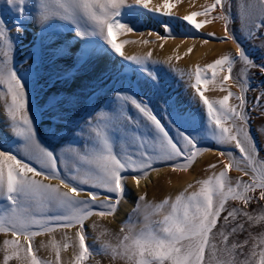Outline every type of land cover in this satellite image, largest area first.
Instances as JSON below:
<instances>
[{
  "label": "snow or ice",
  "instance_id": "1",
  "mask_svg": "<svg viewBox=\"0 0 264 264\" xmlns=\"http://www.w3.org/2000/svg\"><path fill=\"white\" fill-rule=\"evenodd\" d=\"M9 3L16 4L21 16L26 4H30L29 22L39 24L43 33L58 34L60 25L56 22L63 21L64 26L75 31L74 39L99 38L96 48L89 47L92 42L84 41L72 68L65 72L67 80L102 55H118L136 66L133 71L146 74L154 89L160 91L162 82L149 65L170 64L173 57L153 60L151 51L125 55L127 44L147 45L152 41H119L120 36L137 31L135 19L141 14L169 18L161 20L167 36L148 33L165 41L172 37L171 19L182 20L197 32L220 20L224 36L216 37L214 32L207 36L223 43L230 41L236 50L187 73V85L195 90L193 100L202 106L199 121L194 113L181 110L169 100H164L162 106L165 120L147 100L122 88L113 90L115 108L109 106V112L98 105L92 119L83 118V124L73 122V140L60 147L46 141V134H38L41 117L47 114L41 111L44 102L37 97L32 106L29 85L42 79L41 53L34 51L33 64L23 71L18 69L14 40L0 19V122L12 134L13 144L10 149H0V200L6 201L0 204V233L9 237L0 242L3 264L11 260L17 264H61V252L68 249L73 252V264H87L90 258L105 254L124 264H264V158L259 155L251 131L254 115L264 120V84L251 102L248 97L252 88L250 71L258 69L264 76V57L256 63L231 27L235 7L246 38L254 40L260 34V48L264 49V0H236L235 5L233 0H213L183 17L173 11L181 0ZM200 16L205 19L198 21ZM15 27L19 32L22 25ZM208 42L207 38L203 40L204 44ZM70 47L71 42L66 41L58 54L67 55ZM192 51V47L188 48L186 55ZM237 64L241 68L234 72ZM172 70L179 72L175 67ZM209 85L219 86L227 94L210 99L205 94ZM232 85L239 92H233ZM57 103L52 101L51 108ZM129 107L136 110V116L129 114ZM60 119L52 115L48 134L53 138L60 134ZM178 124L187 127L182 129ZM205 131L221 146L218 155L222 158L208 168L219 166L220 170L187 184L174 198L169 195L159 203L149 202L144 192L115 235L116 243L103 239L111 233L101 221L107 217L116 219L126 198L129 174L135 173L132 178L139 188L150 173L159 175L157 165H167L173 172L188 171L199 154L210 150L200 144ZM232 170L242 175L232 177ZM89 228L97 233L95 242L99 247L87 243ZM58 230L60 240L56 239ZM41 235H47L49 241L37 245L35 238ZM41 248L50 249L55 259L38 256Z\"/></svg>",
  "mask_w": 264,
  "mask_h": 264
},
{
  "label": "bare ground",
  "instance_id": "2",
  "mask_svg": "<svg viewBox=\"0 0 264 264\" xmlns=\"http://www.w3.org/2000/svg\"><path fill=\"white\" fill-rule=\"evenodd\" d=\"M5 2L6 0L0 1V17L2 16V10L5 6ZM212 2L213 0H181V3L176 5L173 11L176 13V15L183 17L192 11L201 10V6H206ZM235 3L236 0H233L234 5ZM9 6H13L15 9L13 15L14 23L16 22V24L19 23L22 25L19 32L17 30L13 34L14 41L18 48L16 51V57L14 58L15 66L23 71L33 64L32 53L34 51H38L40 48L44 52V56L42 58L43 69L41 71L42 79H40L39 83L37 84L38 86L34 87L33 92L36 96L43 94L44 105H48L49 103L51 104L52 101L62 102V106L59 107V110L55 111V114L61 117V119L57 122V126L61 129V131L60 134L55 138L48 134L52 123L53 114L52 111H49L48 113V111L45 110L47 114L45 115L44 119L41 120V128L38 130V134H41V136L46 134L44 135V139H46V141L52 144H58L60 147H64L65 144L73 140L74 133L70 131V129L74 127L73 122H79L83 124V118L92 119L93 116L96 115L98 105L100 108H104L109 112L111 111L109 106H111V108H115L116 105L113 103V90L122 88L135 93L138 98L148 100L153 108V111L162 117V106L164 100H169L181 110L194 113L197 121H199L202 106L193 100L195 90L188 87L187 85V73L194 70L197 65L201 66L203 62L210 60L213 53L219 58L222 54H225L226 49L230 48V50H235L233 43H229L227 46H216L210 42V44H204L203 40L195 39L194 37L199 32L187 27L182 20H180V22L184 23L185 27L189 29V32L191 33L192 31L194 34L192 33V35L188 36L182 34L183 36H179L180 33H178V30L175 27H173V24L177 22L176 19L170 20V24L172 26V37H169L166 41L157 40L156 36H149L148 33L155 31V33H158L159 35L167 36V33L161 26V21L156 20L155 16L150 14H146V17L140 18L142 16L141 14L135 19V22L137 19L138 21L141 19L144 21L142 28V33H144V35L141 36L136 31L122 35L121 38H119V41H152V43L147 45H144L143 43L127 44L123 49L125 55H144L151 51L153 54V60L167 61L169 57H173L170 64L161 63L149 65V69L155 72L157 78L162 82V89L160 91L154 89L151 80L146 76V74H141L139 85L137 82L134 85H130L131 82L129 80L131 79H129V77L134 72L132 69H134L136 66L130 65L129 62L124 61L123 58L119 57L118 55H102L101 58L94 60L81 69L72 80L66 79L63 85V90L50 91V89H47L49 86L48 82L50 83L57 78H65V72L72 68L73 64L75 63L76 56L79 54L80 49L84 46V41L92 42L89 44V47L96 48L98 45L95 43V41H97L99 38L88 36L74 39V37H76L75 31L70 30V27L64 26L66 22L63 21L56 22L60 25L56 31H60L61 33L56 35L43 33L44 35H41V37H44L40 38L39 33L42 32L41 26L35 22H29L30 14L27 11V8L31 5L26 4V11L23 16L18 14L16 4L9 3ZM156 17L169 20L167 17ZM232 17L233 23L231 27L238 37L239 42L241 43L243 41V44L246 33L242 26V21L237 15L235 7H233ZM196 19L198 21H203L205 17L200 16ZM147 27H150L152 30H146ZM208 30L219 34V36L224 35V23L220 20H215L212 23L206 24V26L203 28V32ZM62 33H64V36L61 37L60 34ZM47 37H49V40L51 38H55V41H49L51 46L43 47ZM66 41L71 42V47L66 50L68 54L59 55L58 50L62 45L65 44ZM161 44H163V48L160 47ZM190 47L193 48V51L186 55L187 50ZM176 56H180L181 59L177 61L175 59ZM173 67L179 69V72L173 71ZM125 70H128V72H125ZM138 76L139 72L135 74L134 78L132 77V81L134 82L135 78ZM192 82L194 83V80ZM208 92H206V95L210 99L222 98L227 94L226 92L221 91L219 86L213 87V85ZM230 103H233L232 99L230 100ZM63 106L67 107V109H63ZM128 112L130 115H137L134 108L129 107ZM89 113H92V115L90 116ZM163 118L165 120L167 119L166 117ZM64 125H67V127L65 128ZM177 126L181 127L182 129L187 127L185 124H178ZM255 128L256 133H258L257 138L260 139L259 142L261 141V144L264 145V135H261V130H264V120H261L260 124L257 122ZM76 132H79L78 128L76 129ZM11 137L12 134L10 131L4 126L2 122H0V149H10L13 147L10 139ZM206 137L211 138L205 131L201 136V139ZM262 148H264V146H262ZM66 155H70V153H66ZM216 156H218V154ZM216 156L212 153L205 154L203 157L198 158L192 167L186 172H173L170 170L161 169L159 175H157L156 172H152L150 173L147 180H141V185L139 188L136 187L134 179L132 178L135 173H130L127 183L128 191L126 198L121 202V205L118 208L116 219L113 220L111 217H107L101 221V224L111 233V235L106 236L103 239L108 240L113 244L116 243L114 237L117 233H119L122 223L128 219L129 215L136 207L139 195L147 192V200L152 203H159L169 195L174 198L175 195L184 190L187 184H195L198 179H203L208 175H211L213 169L210 171L209 168H202L203 162L207 161L219 164V161L222 158H218ZM209 164L207 163L206 165ZM218 170H220L219 166L217 167L216 172H218ZM52 182L56 183V181ZM4 203H6V201L0 200V204ZM93 219L96 218L94 217ZM88 233V243L90 242V245L95 244L96 247H99V244L95 242L97 233H93L90 228L88 229ZM5 238L9 237L0 234V242H2ZM56 239H61L59 230L56 233ZM42 241L47 243L49 241V237L47 235L44 237L39 236L35 240L37 245H39ZM39 254L44 259H55L50 249L41 248ZM3 256L4 253L2 250H0V264H3ZM97 262H99V264H124V262L120 259H113L110 254L95 256L94 264H97ZM9 264H17V262L15 260H11L9 261ZM61 264H73V252L71 249L61 252Z\"/></svg>",
  "mask_w": 264,
  "mask_h": 264
},
{
  "label": "rangeland",
  "instance_id": "3",
  "mask_svg": "<svg viewBox=\"0 0 264 264\" xmlns=\"http://www.w3.org/2000/svg\"><path fill=\"white\" fill-rule=\"evenodd\" d=\"M1 1V0H0ZM6 11H7V13H6ZM14 11H15V9H14V7L12 6V7H10L9 6V0H6V2H5V6L3 7V10H2V16L0 17V19H2V20H4V23H5V26H6V28H7V30L9 31V33H10V36L13 38V40H14V36H13V34H14V32H16L17 31V28L15 27V25H16V22L14 23V19H13V15H14ZM151 15V14H150ZM147 15L146 14H142V16L140 17V18H144V17H146ZM178 17H182V16H180V15H177ZM155 18H156V20H159V21H161L162 20V18H157L156 16H155ZM164 20V19H163ZM17 21V20H16ZM177 22L175 23V24H173V27H175L177 30H178V33H180L179 34V36L180 35H185V36H188V35H192V31H191V33L189 32V29L188 28H186L185 27V25H184V23H182V22H180V20H176ZM18 24V23H17ZM135 25H136V29H137V33H142L143 32V25H144V21L141 19L140 21H138V19H137V21L135 22ZM146 30H152L150 27H147L146 28ZM153 32H155V31H153ZM210 32H213V31H211V30H208V31H205V32H203V29L202 30H200L199 31V33H197V35L194 37L195 39H199V40H204V39H208V41L210 42V43H212L213 45H216V46H220V45H224V46H227L229 43H232V42H227V43H223V42H221L219 39H215V38H211V37H208L207 36V33H210ZM57 33H61L60 31L59 32H57ZM40 35H39V37L40 38H43V37H41V35H44L43 34V32H41V33H39ZM194 34V33H193ZM216 34V33H215ZM61 35V37L62 36H64V33H62V34H60ZM59 35V36H60ZM182 35V36H183ZM259 35L260 34H258V38L257 39H248V38H246V36H245V40H244V45L242 44V42H241V44L243 45V47L246 49V51L250 54V57L252 58V59H254L255 61H256V63H260L261 62V57H264V49H262V48H260V44L262 43V40L259 38ZM194 36V35H193ZM192 36V37H193ZM224 35H221V36H219V34H216V37H220V38H222ZM49 37H47L46 39H45V42H44V44H43V47H47V46H51V44L49 43V41H55V38H51L50 40L48 39ZM119 38H121V36L119 37ZM246 39H247V41H246ZM208 42V43H209ZM209 43V44H210ZM259 43V44H258ZM17 44L15 43V41H14V46H15V53H14V58L16 57V51H17V46H16ZM234 47H235V50H236V45L234 44ZM228 48V47H227ZM235 50H230V48H228V49H226L225 50V54H227V53H229V52H235ZM38 51L41 53V56H42V58H43V56H44V52H43V50H41L40 48L38 49ZM222 55H224V54H222ZM212 57L210 58V60H208V61H206V62H203V64L201 65V67H203V66H205V65H207V64H209V63H211V62H213L215 59H217L218 57H216V55H214V53L211 55ZM14 63H15V60H14ZM41 68L43 69V63H42V65H41ZM240 68H241V65L240 64H237L236 66H235V68H234V72H236V71H239L240 70ZM135 74H137V71H134L131 75H130V77H129V79H131V80H129L130 82H131V84L130 85H134L136 82L138 83V85H139V82H140V80H141V78H140V76H141V74L142 73H140L139 72V76L137 77V78H135V80H134V82L132 81V77L134 78L135 77ZM250 75H251V84H252V88L249 90V92H248V97H249V101L251 102L257 95H259V89H260V87H261V85L262 84H264V76H261V74L259 73V70L258 69H251V71H250ZM129 76V75H128ZM137 79H138V81H137ZM65 81H66V77L65 78H57V79H54L53 81H51L50 83L48 82V84H49V86H48V88L47 89H50V91L51 90H53V91H58V90H63V85H64V83H65ZM38 84V83H37ZM37 84H30L29 85V87L32 89V92H31V97H32V106L33 107H35V103H36V100H37V97H38V99L41 101V102H44L43 101V94H40V95H34V92H33V89H34V87H36V86H38ZM229 84H231V82H229ZM211 86L212 85H209V86H207L208 87V90L206 91V92H208V91H210V88H211ZM233 87H231V90L233 91V92H239V88L237 87V86H234V85H232ZM206 92H205V94H206ZM209 93V92H208ZM231 100V99H230ZM148 101V100H147ZM56 102H58V101H56ZM149 102V101H148ZM232 102L233 103H235V101H234V99H232ZM60 106H62V102L61 101H59L57 104H56V107L55 108H51V104L49 103L48 105H44L43 106V108L41 109V111H43V112H45L46 113V111L45 110H47L48 111V113H49V111H52V114H55L56 112L55 111H57V110H59V107ZM63 109H67V107H65V106H63ZM51 113V112H50ZM55 115H57V114H55ZM44 117H45V115L44 116H42L41 117V120L42 119H44ZM262 119L258 116V115H254L253 116V118H252V121H251V124H252V128H251V131H252V134H253V136H254V139L256 140V144H257V146H258V148L260 149V152H259V155H260V157L261 158H264V148H262V146H264V145H262L261 144V141L259 142V140L260 139H258L257 137H258V133H256V124H257V122L260 124V121H261ZM46 140V139H45ZM200 144H201V146L202 147H204V148H206V149H210L209 151H206V152H204L203 154H199L198 156H197V158H196V160L198 159V158H200V157H203L205 154H208V153H212V154H215V156L218 154V151L219 150H221L220 148H221V146H219V145H217L216 143H215V141L212 139V138H209V137H206V138H203V139H201V141H200ZM216 144V145H215ZM218 147H219V149H218ZM216 157H218L219 158V155L218 156H216ZM195 163V162H194ZM215 164L214 162H207V161H204L203 162V167L202 168H204V167H206V168H208V165H206V164ZM209 164V165H210ZM205 165V166H204ZM157 167H159L161 170H170V171H172L171 170V167H169V166H167V165H157ZM191 168V167H190ZM220 169V168H219ZM212 169H210V171H211ZM213 171H217V168L216 169H213ZM219 171V170H218ZM132 174V173H131ZM230 175L232 176V177H240L242 174L241 173H239V172H237V171H235V170H232L231 172H230ZM243 179H245V180H247L248 179V177H243ZM90 222V221H89ZM0 234H2V235H5V234H3V233H0ZM41 236H45V235H41ZM37 238V237H36ZM36 238H35V240H36ZM87 243H88V240H87ZM88 244H90V242L88 243ZM38 256H40L41 258H43L40 254H39V252H38ZM98 258V257H97ZM44 259V258H43ZM94 259H95V257L94 258H90V260L87 262V264H89V263H93L94 264Z\"/></svg>",
  "mask_w": 264,
  "mask_h": 264
}]
</instances>
